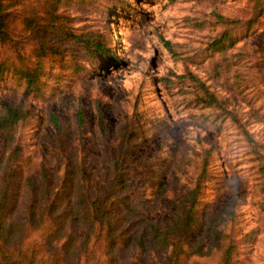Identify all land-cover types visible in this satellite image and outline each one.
Wrapping results in <instances>:
<instances>
[{
  "label": "rangeland",
  "instance_id": "374dc122",
  "mask_svg": "<svg viewBox=\"0 0 264 264\" xmlns=\"http://www.w3.org/2000/svg\"><path fill=\"white\" fill-rule=\"evenodd\" d=\"M12 2L0 60L34 65L41 40L59 47L44 57L40 89L0 77V116L2 99L30 110L0 133L5 216L34 209L41 218L36 228L24 220L22 246L45 264L58 253V264H167L179 241L181 264H264V14L255 0H65L60 20L101 34L114 54L25 28V11L43 2ZM189 72L228 99L250 137L204 105ZM94 201L107 215L91 229ZM69 234L87 249L64 256ZM142 235L146 248L135 242Z\"/></svg>",
  "mask_w": 264,
  "mask_h": 264
},
{
  "label": "trees",
  "instance_id": "16d2710c",
  "mask_svg": "<svg viewBox=\"0 0 264 264\" xmlns=\"http://www.w3.org/2000/svg\"><path fill=\"white\" fill-rule=\"evenodd\" d=\"M39 1V0H38ZM41 1V0H40ZM65 0H42L44 8L41 11H35L33 13H28L25 11L23 22L24 26L27 29L32 30L33 32H53V31H64L67 38L74 40L79 45L83 46L89 53L97 54V53H109L114 54L112 49L108 47L107 42L102 37L101 34L93 31V30H82L76 32L71 28L70 25L65 24L62 19L64 17V13L61 11V6ZM14 3L12 0H0V40L8 41L11 39V34L9 30V11ZM256 9L260 8L259 11L256 12V15L264 14V0H255ZM254 19V18H253ZM253 19L249 22V26L253 23ZM229 32H224L223 35L216 39L215 44L218 47L224 45V39L229 38ZM41 46L38 47V60L34 65H29L27 63L16 64L13 67H10L6 61L0 60V77H5L12 75L14 77L20 78L27 84L28 89L30 90H38L42 87L43 81L42 76L44 74L45 69V55L48 54L49 50L59 49L56 45H50L45 40H41ZM17 56L19 59L24 60V56L17 52ZM221 61H219L216 65L217 67L221 65ZM188 75L195 81H197L198 86L203 90V93L200 95V100L206 106H220L225 115L233 118L236 122H238L244 129V132L247 136L250 137L249 131L244 127L241 119L237 115L235 111L230 109L227 106L228 99H221L214 91H212L206 83L197 75L192 72H189ZM186 76V74H182L181 77ZM3 112L0 116V133L7 129L8 127L13 126L21 120H25L28 118L30 114V110L26 109L22 103H15L6 99H2ZM211 153V149L207 151L206 159H205V169L200 177L197 179L195 188L193 190V198L191 200L190 208L188 211V217L190 218L194 211L195 204L197 202L198 194L202 187L203 178L206 172V166L208 163V156ZM6 190L3 193L0 200V264H45V260L37 254L36 250L30 249V247H24L21 244L22 237L27 228V222L24 220H29L28 224L33 227L39 226L41 223V218L38 217L36 211L34 209L30 210L28 213V217L10 221L5 216V208L10 197V194H6ZM98 202L94 201L95 211L91 215L89 228H93L95 222L100 218L106 219L107 211L106 209H102L100 206L98 209ZM101 211V213L99 212ZM100 215L102 217H100ZM104 222V220L102 221ZM109 223L110 232H112L113 223L112 221H107ZM155 234H153L156 238H158V234H160V230L154 225ZM153 232V231H152ZM88 237V234H87ZM82 239L83 245L86 244V240ZM78 240V239H77ZM131 238L126 239L125 245H129ZM140 246L146 248V236L142 235L138 237L135 241ZM75 243V235L69 234L67 235V239L63 244L64 256L67 254H75L80 252L84 247L87 249V246H77L74 247ZM117 244L115 238H112L109 241V247L114 248ZM153 245V243H150ZM173 251L170 255L169 261L167 264H181V259L179 256L178 248L181 247V243L179 241H174L173 243ZM182 251V250H181ZM61 254V253H60ZM59 253L53 256V263L50 264H58L57 260H59ZM56 256V257H55Z\"/></svg>",
  "mask_w": 264,
  "mask_h": 264
}]
</instances>
